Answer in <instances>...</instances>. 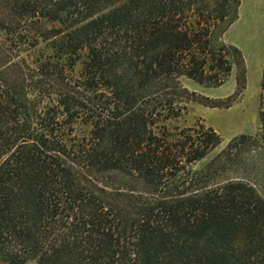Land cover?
I'll list each match as a JSON object with an SVG mask.
<instances>
[{
  "label": "trees",
  "instance_id": "1",
  "mask_svg": "<svg viewBox=\"0 0 264 264\" xmlns=\"http://www.w3.org/2000/svg\"><path fill=\"white\" fill-rule=\"evenodd\" d=\"M240 5L0 0V264H264V195L219 180L264 174V67L259 131L205 167L220 134L166 123L201 101L183 76L245 87L214 39Z\"/></svg>",
  "mask_w": 264,
  "mask_h": 264
},
{
  "label": "rangeland",
  "instance_id": "2",
  "mask_svg": "<svg viewBox=\"0 0 264 264\" xmlns=\"http://www.w3.org/2000/svg\"><path fill=\"white\" fill-rule=\"evenodd\" d=\"M238 17L231 24L228 21L221 24L214 33V39L215 42L224 41L241 49L244 57L245 87L243 88L242 83H239L242 71L239 63L234 64L230 75L218 86L203 85L183 76L180 78L181 83L202 97L201 101L195 99L189 101L179 117L166 122L170 131L189 132L204 125L212 127L220 134L222 142L209 151L201 161L192 164L194 168L205 167L234 137L241 134L254 135L259 131V111L263 94L264 0H242V9L240 7ZM225 28L226 31L223 33ZM79 68L80 66L77 65L76 74ZM78 131L88 132V126L81 127ZM263 167L264 163L261 164L264 170ZM257 173L248 175L247 172L240 171L239 166H232L219 180L244 177L252 180L264 195V174L261 173L262 177ZM218 177L219 175L216 178ZM113 178L116 186L122 184L119 176L113 175ZM257 180H260L258 181L260 184ZM137 186L142 187L140 184ZM27 264L38 263L30 261Z\"/></svg>",
  "mask_w": 264,
  "mask_h": 264
},
{
  "label": "crops",
  "instance_id": "3",
  "mask_svg": "<svg viewBox=\"0 0 264 264\" xmlns=\"http://www.w3.org/2000/svg\"><path fill=\"white\" fill-rule=\"evenodd\" d=\"M241 9H242V0H241V5H240ZM240 7H239V13L238 16H240ZM239 18V17H238Z\"/></svg>",
  "mask_w": 264,
  "mask_h": 264
}]
</instances>
